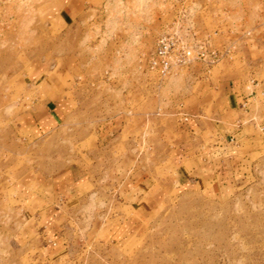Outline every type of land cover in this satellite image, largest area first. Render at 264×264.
I'll return each mask as SVG.
<instances>
[{
	"label": "rangeland",
	"instance_id": "374dc122",
	"mask_svg": "<svg viewBox=\"0 0 264 264\" xmlns=\"http://www.w3.org/2000/svg\"><path fill=\"white\" fill-rule=\"evenodd\" d=\"M175 26L219 59L159 76ZM263 36L264 0H0V264L38 263L34 190L68 170L51 261L264 264Z\"/></svg>",
	"mask_w": 264,
	"mask_h": 264
},
{
	"label": "crops",
	"instance_id": "0c3cea01",
	"mask_svg": "<svg viewBox=\"0 0 264 264\" xmlns=\"http://www.w3.org/2000/svg\"><path fill=\"white\" fill-rule=\"evenodd\" d=\"M255 41V42H254ZM255 45L258 46V52L260 55H264V36L263 37H256L250 44V47H254ZM249 47V46H248ZM249 47V48H250ZM250 52L251 48H250ZM263 52V54H262ZM260 57V59L262 58ZM264 57V56H263ZM263 59V58H262ZM258 83L256 84V86ZM228 92L225 93L227 99L222 97V100L225 102H229L230 104H234L239 106L240 99L245 98V94L242 95L239 90L235 86L228 85L227 87ZM226 90V91H227ZM264 96V90L261 93H258L257 90L251 93L252 102L259 99V95ZM248 100V98H247ZM262 100V99H261ZM186 110L187 115L184 117L185 123L187 126L185 129L187 133L189 132V96L186 99ZM248 103H243V106H246ZM50 109L51 107L48 106ZM235 137V136H234ZM232 138L231 140H233ZM183 143V142H182ZM220 145L217 146L220 149ZM223 148V147H221ZM182 150L185 149L189 151V139L185 140ZM220 150H217L219 153ZM221 153V152H220ZM189 158V155L186 156ZM187 160V159H185ZM189 161V160H188ZM80 172L68 170L63 173H58L54 176L46 177L34 190L35 198L37 203L42 205L41 211L37 213V217L43 221L45 225L40 232H38V236L40 237L37 239V244L33 245L34 248L38 249V253H36L35 257L37 258V264H60L59 262L51 261L52 259L56 258L63 252V248L66 247L65 241V233L62 232V229L59 228L58 224L57 227L55 226V222L59 221L61 216L63 215V207L64 205L71 201L70 197L74 192H78V182L82 180L80 177ZM29 187V186H28ZM139 198V197H138ZM39 214V215H38ZM47 224V226H46ZM35 242V243H36Z\"/></svg>",
	"mask_w": 264,
	"mask_h": 264
},
{
	"label": "built area",
	"instance_id": "2783aa9c",
	"mask_svg": "<svg viewBox=\"0 0 264 264\" xmlns=\"http://www.w3.org/2000/svg\"><path fill=\"white\" fill-rule=\"evenodd\" d=\"M185 33L183 34L180 26H175L158 37L156 49L149 60V64L159 76L167 77L175 67L185 66L197 60L210 62L219 59L218 50H210L207 39L191 43L188 35L189 28Z\"/></svg>",
	"mask_w": 264,
	"mask_h": 264
}]
</instances>
